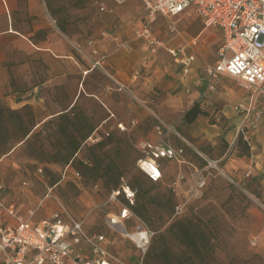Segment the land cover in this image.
<instances>
[{"label":"rangeland","instance_id":"rangeland-1","mask_svg":"<svg viewBox=\"0 0 264 264\" xmlns=\"http://www.w3.org/2000/svg\"><path fill=\"white\" fill-rule=\"evenodd\" d=\"M43 1L55 24L63 26L69 36L86 45L90 39L100 37V11L96 2H104L112 9L107 11L110 14L118 6L114 0ZM185 15L189 30L202 23L199 16L185 13L175 17L161 15V26L172 24L181 31ZM208 29L210 31L199 36L195 45L199 51L196 77L205 85L204 92L207 89L205 67L218 58L220 44L219 30ZM182 43L187 46V42ZM161 49L165 48L161 46ZM164 51L167 61L175 64L173 56L166 49ZM194 51L192 46L187 48L188 53ZM172 73L173 76L165 77L167 83H179L180 87L168 88L171 94L182 90L184 82L180 76L186 85L196 86L189 75L180 73L179 66ZM164 87L161 85V109L154 97L146 102H136L137 111L145 114L125 111L121 112V117L108 118L97 130L100 138L96 141L88 139L89 136L83 139L81 135L90 127L94 129L109 111L98 106L92 97L86 96L82 106L74 105L69 112L45 121L35 120L34 112L28 106L18 110L23 116L22 125H19L17 115L5 114L0 129V183L9 186V198L23 204L25 209L38 206L50 188L52 196L42 201L33 219L50 223L54 221L53 214L58 213L68 228L77 221L81 222L87 237L104 236L105 240L100 244L106 254L97 255L88 240L79 237L74 241L76 236L66 235L71 244L66 264H96L101 258L109 264H264V205L261 197L253 193L257 180L253 181L245 174L241 161V158L246 160L241 156L242 144L236 143L243 115L232 108L236 104L233 102L245 91L233 77L221 74L216 88L199 99L204 102L202 109L207 115L188 124L183 114L190 105L189 98L183 102L175 101L177 105L166 108ZM9 98L12 100L13 96ZM4 101L0 96V102L7 106ZM131 118L137 120L135 125L126 130L116 127V121L127 123ZM213 123L216 128L211 126ZM156 126H160V133ZM27 129L30 131L23 137ZM104 131H109V135ZM160 137L182 151L176 157L162 161V178L153 182L136 166L140 155L136 144L142 139L157 140ZM72 138L79 146L70 156L71 166L65 169L66 159L72 151ZM202 150L210 157L225 154L216 161L205 160L206 154ZM108 166L110 170L105 171ZM76 171L80 177L75 176ZM199 173L204 177L202 186L198 185ZM117 174L131 187L134 181L140 185V190L132 187L135 192L133 205L143 207L142 221L151 232L144 254L118 226L109 225L107 213H117L121 204L126 203L121 195L118 201L108 200ZM23 181L28 184L23 185ZM176 206H179L178 212ZM175 219H180V223L187 222L197 232L198 250H192L180 238L177 227L170 226ZM138 223L136 218H129L124 225L128 231H133ZM0 264H3L1 255Z\"/></svg>","mask_w":264,"mask_h":264},{"label":"crops","instance_id":"crops-1","mask_svg":"<svg viewBox=\"0 0 264 264\" xmlns=\"http://www.w3.org/2000/svg\"><path fill=\"white\" fill-rule=\"evenodd\" d=\"M106 7L108 8L107 5ZM144 10L140 0H126L118 4L111 14L100 11L98 15L101 23L100 33L105 32V35L94 39L93 44L86 45L79 39L69 36L55 24L43 0H0V96L4 97L5 104L17 111L28 106L33 110L35 120L45 121L69 112L74 105L82 106L85 97L88 96L94 98L98 106L107 108L109 115L106 114L104 120H108L115 116L121 117V112L125 111L138 115L145 114L137 111L136 102H146L148 99L152 100L151 97L155 98V102H159L158 108L161 109V85H165L163 91L164 97H167V104L164 105L166 108L177 105L178 100L183 102L186 98H189L190 105L198 101L199 107L203 108L204 102L199 99L205 92L211 90L206 83L207 89L204 92L205 85L196 77L199 51L195 45L199 36L210 31L208 28L218 29L220 33L218 55L222 43L221 30L215 26L205 27L200 22L189 30L188 24L185 23L187 16L185 15L181 22L183 30L179 31L176 28V32L171 34L167 32V26H161V15H157L150 25L154 38L162 39L165 49L182 48L181 55H194L189 71L184 73L180 63L174 59L173 62L177 65L167 61L165 49L161 47L153 49L144 39L135 36V29L140 27L145 19ZM191 12H194L192 15L199 16L193 8L177 15L186 13L192 16ZM182 41L187 42V46ZM189 46L194 47L195 51L188 53ZM93 50L96 53H93ZM90 51L93 54H90ZM102 55L104 67H91L92 61ZM177 66L180 73L182 71L183 75H189L196 86L191 88L186 85L184 78L180 76V80L184 82L182 90L171 94L167 89H178L180 85L167 83L165 77L172 75ZM114 79L128 88L130 94L118 91ZM10 96H13L12 100ZM247 99L248 96L243 92L239 100L233 103L247 102ZM211 126L216 128L217 125L213 123ZM246 135L249 141V154L241 155L246 158V160L241 158V161L244 163L245 174L251 176L250 179L253 181L257 180L254 188L259 191V197L264 205V115L256 120L254 127L247 128ZM179 136L186 140L182 134ZM207 138L211 139V136ZM212 143L215 144V140ZM224 154L225 152L220 156L211 157L206 154L205 160L216 161L223 158ZM1 183L4 186L1 193L3 200L8 204H14L17 212L25 217L29 207L25 209L23 204L10 199L9 186ZM4 221L15 223L10 217H5ZM32 222L41 224L42 220L32 218ZM0 255L2 257L1 253Z\"/></svg>","mask_w":264,"mask_h":264},{"label":"built area","instance_id":"built-area-1","mask_svg":"<svg viewBox=\"0 0 264 264\" xmlns=\"http://www.w3.org/2000/svg\"><path fill=\"white\" fill-rule=\"evenodd\" d=\"M121 4L126 0H114ZM146 12V16L140 27L134 33L136 37L144 41L153 49L165 47L164 41L155 39L152 35L150 25L157 15L165 17L180 14L193 8L199 15L205 27L215 26L222 32V43L218 50L216 61L205 67L207 85L210 90H214L220 80L221 74L233 77L240 88L248 96L247 102H238L233 105L236 112L242 113L243 120L240 125L239 133L246 136V130L255 126L257 119L264 115V0H140ZM96 6L99 11H109L102 1H97ZM168 33H175V25L167 26ZM101 36L105 32L100 33ZM94 39L89 40L93 44ZM128 47L127 45H124ZM167 51L173 59L183 66V72L187 73L190 69L194 55H181L182 48L167 47ZM96 53L95 50L92 51ZM104 56H98L91 63V67H104ZM116 89L130 93V91L114 79ZM112 116V115H110ZM104 120L89 135L88 139L99 140L97 132ZM136 119L131 118L127 123L116 121L115 125L120 130H126L129 126L136 124ZM160 133V126H156ZM109 135V131H104ZM140 155L136 160L137 168L151 181L157 182L162 178V161L176 157L182 150H176L162 137L155 141L140 140L136 144ZM84 163H87L85 161ZM71 166L66 164L67 169ZM75 176L80 177L78 171ZM202 173L197 175L198 185L204 183ZM27 185L26 181L22 182ZM4 186L0 183V253L4 264H64L71 250V244L66 239L69 233L77 241L79 237L88 240L97 255L106 254L101 247V241L105 240L102 234L94 236V239L87 237L82 231L81 222L74 221L69 228L62 222L58 213L53 214L54 221H42L41 224H34L32 217L45 198L52 196L46 193L35 208H28L26 216L23 217L17 212L14 204L6 203L1 193ZM122 196L126 203L121 204L117 213L108 212L107 218L109 225L118 226L144 254L148 248L151 232L145 223L138 217L131 208L134 204L135 192L122 176L118 186L111 190L108 200H117ZM179 206H176L178 212ZM5 217L12 218L15 223L4 221ZM129 218H136L139 222L133 231H128L124 222ZM115 219L117 221H115ZM103 258L96 261V264H103ZM109 264V262H107ZM85 264H90L89 262Z\"/></svg>","mask_w":264,"mask_h":264},{"label":"trees","instance_id":"trees-1","mask_svg":"<svg viewBox=\"0 0 264 264\" xmlns=\"http://www.w3.org/2000/svg\"><path fill=\"white\" fill-rule=\"evenodd\" d=\"M62 31H65L64 27L63 26H60L59 27ZM5 114H7L8 116H14V115H17V119L19 121V125H22V121H23V116L21 113H19L17 110H14L8 106H5L3 105L1 102H0V129H1V126L4 124V116ZM201 115H207V112L204 111L202 108L199 107V102L198 101H194L185 111H184V114H183V118L185 120L186 123L190 124V123H193L199 116ZM30 129H27L26 131L23 132V137L24 136H27V134L29 133ZM93 131V128L90 127L88 129V131H86L84 134L81 135V137L83 139H85L87 136H89L91 134V132ZM244 134L243 133H239L238 134V139L236 141V143L238 142H241L242 144V151H241V154H245V155H248L249 154V141L247 139V137L244 138L243 136ZM247 136V135H246ZM0 139H1V132H0ZM72 151L70 152L69 156L67 157L66 159V163L68 164L71 159H70V156L76 152V150L78 149V146H79V143L77 141H74V139L72 138ZM205 154L206 151L205 150H202ZM204 162H206L204 160ZM110 167H105V171H109ZM122 176L120 175H116L115 176V180L113 181V188H116L120 182V179H121ZM132 187L135 188L136 190H140V185L138 184L137 181H134L132 183ZM253 193H255V195L257 197H259V191L254 188L253 190ZM126 202V201H125ZM131 208H132V211L142 219V216H143V207H140L138 205H131ZM171 227H177L178 229V232H179V236L180 238L183 239V242H185L188 246L192 247L191 249L196 251L198 250V241H197V237L199 236L197 234L196 231H194V229L187 223V222H184V223H180V219H175L171 225ZM150 252V249L149 251H147L146 255H148V253Z\"/></svg>","mask_w":264,"mask_h":264},{"label":"bare ground","instance_id":"bare-ground-1","mask_svg":"<svg viewBox=\"0 0 264 264\" xmlns=\"http://www.w3.org/2000/svg\"><path fill=\"white\" fill-rule=\"evenodd\" d=\"M115 221H117V220L115 219ZM103 264H108V263H107V261H105Z\"/></svg>","mask_w":264,"mask_h":264}]
</instances>
